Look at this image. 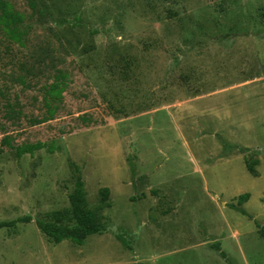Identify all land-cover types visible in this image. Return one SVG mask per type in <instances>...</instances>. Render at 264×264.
<instances>
[{
	"label": "rangeland",
	"instance_id": "374dc122",
	"mask_svg": "<svg viewBox=\"0 0 264 264\" xmlns=\"http://www.w3.org/2000/svg\"><path fill=\"white\" fill-rule=\"evenodd\" d=\"M13 3L41 26L0 37V74L69 83L47 121L0 81L4 134L44 145L0 154V223L31 218L0 228V264H264V0ZM72 165L106 228L81 246L35 225L69 208Z\"/></svg>",
	"mask_w": 264,
	"mask_h": 264
},
{
	"label": "trees",
	"instance_id": "16d2710c",
	"mask_svg": "<svg viewBox=\"0 0 264 264\" xmlns=\"http://www.w3.org/2000/svg\"><path fill=\"white\" fill-rule=\"evenodd\" d=\"M15 0H0V37L19 47H25L27 37L32 31L41 26L39 20L33 16H28L25 12L15 9ZM0 81L5 83L17 84L25 89L35 90L41 97V103L44 108V119L50 121L54 119L60 104L63 101V94L69 83V77L66 72L55 71L48 82L33 86L30 85L24 75L12 76L6 73L0 74ZM0 131L3 136L0 140V154L4 148L14 151L17 158L23 155H32L44 147L42 143H22L13 144L11 137L4 134L5 128L0 124ZM53 153L50 146L47 150ZM72 173L75 176L74 188L68 196L69 208L60 212L52 213L53 221L36 220V227L47 237L49 242L59 244L62 241H69L76 246L84 244L85 239L94 234H102L106 231L98 216L87 208L85 199L84 182L79 176V168L72 165ZM100 201L105 203L109 196L108 188L99 190ZM239 199H247V195H243ZM16 222L28 223L31 218L26 216L8 223H0V228L13 226ZM264 235V228L261 229ZM217 251L218 245H214ZM224 257V253L220 252ZM140 264V263H139Z\"/></svg>",
	"mask_w": 264,
	"mask_h": 264
}]
</instances>
